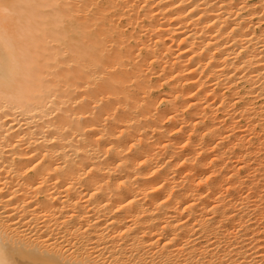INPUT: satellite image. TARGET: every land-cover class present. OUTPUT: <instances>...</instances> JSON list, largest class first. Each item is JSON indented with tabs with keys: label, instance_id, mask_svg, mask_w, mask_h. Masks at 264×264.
I'll return each instance as SVG.
<instances>
[{
	"label": "bare ground",
	"instance_id": "6f19581e",
	"mask_svg": "<svg viewBox=\"0 0 264 264\" xmlns=\"http://www.w3.org/2000/svg\"><path fill=\"white\" fill-rule=\"evenodd\" d=\"M263 172L264 0H0V264H264Z\"/></svg>",
	"mask_w": 264,
	"mask_h": 264
},
{
	"label": "rangeland",
	"instance_id": "374dc122",
	"mask_svg": "<svg viewBox=\"0 0 264 264\" xmlns=\"http://www.w3.org/2000/svg\"><path fill=\"white\" fill-rule=\"evenodd\" d=\"M159 104H160V102H159ZM163 106H164V105H163ZM163 106H162V107H163ZM164 107H165V106H164ZM164 107H163V108H164ZM254 164H255V163H254ZM262 174H263L262 176L264 177V172H263ZM252 175H253V177H254V174H251V176H249V177H250L249 179H251V180L254 179V178H252ZM256 175H259V174H256ZM259 180H262V182H263V183H260V184H259V182H261V181H259V182H258L259 186H261V184H262V187H263V185H264V178H260ZM262 187H261V188H262ZM263 188H264V187H263ZM263 188H262V189H263ZM263 190H264V189H263ZM222 244H223V243H222ZM223 245H224V244H223ZM258 263H259V262H258ZM258 263H257V264H258ZM260 264H262V263L260 262Z\"/></svg>",
	"mask_w": 264,
	"mask_h": 264
}]
</instances>
